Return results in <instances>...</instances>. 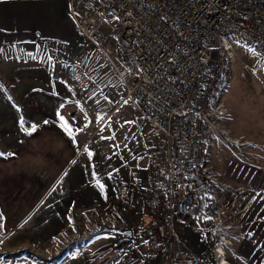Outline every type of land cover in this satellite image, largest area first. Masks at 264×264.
Wrapping results in <instances>:
<instances>
[{
    "label": "rangeland",
    "instance_id": "obj_1",
    "mask_svg": "<svg viewBox=\"0 0 264 264\" xmlns=\"http://www.w3.org/2000/svg\"><path fill=\"white\" fill-rule=\"evenodd\" d=\"M8 7L12 9L9 16ZM25 9H27L28 16L23 15V22L25 23L29 16L33 19L29 26L31 28L26 30L27 34L35 35L34 37L38 40L43 39L39 44L43 48L47 46L46 50L43 49L42 56L38 55L39 60L42 58V61L49 65L56 59L63 60L65 53L62 52L75 40L72 31L75 29L76 32V27L70 16L66 0H0V37L3 35L8 37L11 42L10 46L14 45L17 50L15 54L12 50L10 56L1 55V62L7 73L3 77L0 72L3 77L0 89L5 88L6 90L5 94H2L3 90L0 92V117L6 115V112L16 113L20 110V106L28 108L27 106L32 102L35 103L29 110H26L27 115L44 113L51 99L61 98V95H57L60 87L55 85L56 83L52 84V82L61 81L60 77L38 81L34 78L35 75H27L29 72L38 74L40 67L30 65V60H22L24 54L19 53L23 46L22 36L26 34L19 26L22 16L20 14ZM22 19L21 23H23ZM32 21H35V27ZM49 37H54L53 43L58 48L56 56L50 49V45H52L50 39L45 40ZM81 40L80 47L91 50L89 44L85 40ZM32 44L34 42L30 43V45ZM2 45L3 41L0 39V47ZM76 59L81 64L83 63L84 69L79 70L80 76L73 78L74 83L65 87L66 91L75 99L71 104L68 103L69 106L66 110L76 113L77 118L75 115L72 118L70 115L68 118L70 122L68 127H75L77 131L71 132L80 137V144L74 160L59 172L57 180L45 198L47 203L57 196L63 195V192L70 188L78 172L88 169V167L92 171L95 170L101 177L105 174L113 177L115 172L120 171L119 169L115 171L117 167L137 163L135 161L139 159L140 162L136 164V169L139 166L137 171L142 172L144 167L141 164L147 163L145 160L141 161L144 148L148 142L153 140L147 125L138 113L129 106L125 108L120 106L119 98L122 88L116 83L109 70L102 65L98 55L94 52H90L88 56L78 53ZM67 62L70 64V61ZM235 70L233 87L224 97L226 102H231L235 106L234 117L228 122L227 127L231 131L233 130L236 135L251 140L252 143L248 146L243 144L242 146L246 147H240L236 144L228 145L219 140L213 145L207 167L208 174L216 177L217 182H210L209 187H206L203 182L199 181L202 187L200 193L203 195L205 204L203 209L195 213L192 219L198 226L192 228L191 222L187 218L185 221H181L183 223L181 232L175 228L177 235L186 240L188 245L200 255L203 264L215 262L214 249L216 248L218 251L217 246H222L225 249V258L229 264H264V74L262 73V76L256 79L249 77L248 79L253 82H250L248 86H242L239 83L238 74L241 71V63L235 67ZM4 95H7L9 99H5ZM62 113H64L63 110ZM44 121L47 120H37L34 124L44 126ZM66 133L71 136L67 131ZM145 169L149 175L147 177L156 176L157 173L150 169L149 165ZM160 178V181L156 180L157 177L150 178L151 180L144 178L141 181L138 190L143 189L146 192V197H140L135 205L138 208L140 206L139 210L141 211L138 230L141 231L144 221L160 220L151 238L154 242L167 243L168 245L171 240L157 239V228L164 222V212L168 207L162 174ZM90 182L93 185L95 179L91 177ZM225 185L230 186L229 189L222 188ZM124 186L126 189L129 188L127 184ZM195 189L197 188L195 187ZM214 189L215 191H213ZM91 191H94V187ZM196 194L198 197V189ZM213 194H216L217 198L219 197L220 204H217ZM47 203L41 204L11 233L1 235L5 237L2 242L9 245L14 241H23L26 246L17 251L26 249L31 251L30 247L34 246L35 249L49 251L50 256L46 258L56 256L61 250L68 247L69 252L65 255L66 257L55 264H83L87 258L91 259L90 264H95L96 259L110 249V246H105L107 239L113 241L114 236H120L117 230L110 232L111 229L104 227L101 229L100 223L104 221L99 220L95 221L94 225L96 226L93 228L99 226L100 228L87 237L80 238L78 236L73 242H69L65 238H55L57 229L48 222L51 220V215H48ZM99 203V198L92 197L86 215L89 217L100 216L101 212L97 211ZM219 214L222 215L224 227H230L229 230L216 225L215 220ZM218 218L217 221L220 223L221 220ZM215 228L217 229L213 234L212 231ZM222 239L225 240V243L230 242L232 245L223 243ZM154 242L152 241L151 244L153 248ZM71 244H75V246L73 247ZM77 244L84 245L78 249ZM133 247L136 249L134 244L129 246L128 253L133 251ZM140 247L145 248L142 245ZM35 249L31 252L35 253ZM36 254L41 256L40 253L36 252ZM142 254L150 260L156 258L152 251ZM0 264L12 263L9 259L1 258ZM13 264H41V262L22 257Z\"/></svg>",
    "mask_w": 264,
    "mask_h": 264
},
{
    "label": "built area",
    "instance_id": "obj_2",
    "mask_svg": "<svg viewBox=\"0 0 264 264\" xmlns=\"http://www.w3.org/2000/svg\"><path fill=\"white\" fill-rule=\"evenodd\" d=\"M67 5L78 38L91 49L82 54L98 55L122 88L120 106L135 110L153 137L141 161L167 178L169 212L157 239L171 240L169 264H202L177 235L175 221L186 220L198 206L196 179L206 187L217 182L207 167L213 145L235 144L227 127L232 113L223 103L235 67L241 63L242 81L264 74V0H67ZM215 222L230 229L220 214Z\"/></svg>",
    "mask_w": 264,
    "mask_h": 264
},
{
    "label": "crops",
    "instance_id": "obj_3",
    "mask_svg": "<svg viewBox=\"0 0 264 264\" xmlns=\"http://www.w3.org/2000/svg\"><path fill=\"white\" fill-rule=\"evenodd\" d=\"M26 10L20 14L22 16L20 17L19 26L26 34L22 36L23 46L21 47V51L18 52L24 54V59L22 60H30V65L40 67L38 74L29 72L27 75H35L34 78L38 81H45L46 78L60 77L61 81L52 82V84L56 83L55 85L60 87L57 95H61V98L51 99L44 113L27 115L28 112L26 110H29L31 105L35 103L32 102L27 106L28 108H23L17 104L20 106L19 111L13 114L6 112V115L0 117V153H4L3 156H0V252H15L26 246L23 241H14L6 245L2 242L5 237L1 235L11 233L41 204L47 203V199L45 198L57 180L59 172L68 167L74 160L80 144V137L77 134L68 132L71 135L68 136L64 128L61 127L62 122L60 117L63 116L64 121L68 125L70 124L68 120L70 115L71 118L74 115L76 117L75 112L70 113L66 110L69 106L68 103L71 104L75 99L74 96H71L66 91L65 87L74 83L73 78L80 76L79 70L84 69L83 63L81 64V62L76 61V55L82 53L86 48L80 47L82 40L78 38L75 29H73L74 43L70 46L68 45L66 50L64 49L62 52L63 54L65 53V55H62L66 61L64 59H56L49 65L44 63L42 58L39 60L38 55L41 57L43 49L46 50L47 46L43 48L39 44L43 39L38 40L34 37L35 35L29 36L27 34L26 30L31 28L29 26L33 19L29 16L25 20V23L23 22V15L28 16ZM7 13L8 16L12 13L10 7H8ZM21 19L23 23H21ZM32 23H34L35 27V21H32ZM0 39L3 41V45L0 47V72L4 77L7 71L1 62V55L10 56L12 50H14L13 54L17 50H15L14 45L10 46L11 42L5 35L1 36ZM49 39L50 43H52L50 49L54 51L55 55L58 48L53 43L54 37H49L45 40ZM31 42H34V44L30 45ZM28 55L30 57H27ZM67 61H70V64ZM3 77L0 74V82L3 80ZM250 82L253 81L249 79L246 81L239 80L242 86H248ZM2 90L0 89V92L2 91L4 92L2 94H5V88ZM4 96H6L5 99H9L7 95ZM223 103L231 111L233 118L234 104L226 102L224 98ZM62 110L64 113H62ZM21 119L24 121V129H28L27 132L21 128ZM43 119L49 123L44 126L39 125L35 131H31V126L34 122ZM70 129L71 131H77L75 127ZM232 135L233 139L241 144L248 146L252 143L251 140L236 135L233 130ZM9 153H14V155H8ZM135 162L139 164L138 160ZM137 163H134L135 167L134 164L125 167L120 165L115 169V171L118 169L120 171L115 172L113 177L109 174L101 177V175H97L96 171H92L89 167L78 172L70 188L66 189L63 195L57 196L47 203V212L48 215H51V220L48 222L49 224L52 223L57 229V234L54 237L65 238L67 241L73 242L78 236L84 238L91 235L101 226V229H111L112 231L110 232L117 230L120 236H114L113 241L107 239L105 246H110V249L104 252V255L97 258L95 264H169L172 259L171 244L154 242L153 238H151L160 220L154 221L151 219L150 221H144L143 227L139 231L141 211L139 210V204V208L135 205L138 203L137 201L140 197H146V192L143 189L138 190L139 186H141V181L144 178L151 180L154 177H157L156 180H159L162 173H157L154 177H147L149 176L147 175V169H145L148 166L147 163H140L144 167L142 172L137 171L139 169V166L136 169ZM162 176L164 179L161 181L164 183V194H166V203L168 204L166 192L167 178L164 174ZM91 177L95 179L93 185L90 182ZM124 184H127L129 188L126 189ZM92 187H94L93 192L91 191ZM92 197L99 198L100 203L97 211L101 212L100 216L89 217L86 215L90 208L89 203ZM168 212L169 206L167 207V211L164 212L163 221ZM99 220L104 222L100 223L99 227L93 228L96 226L94 225L95 221ZM181 221L185 220L177 219L175 221V228L178 232H181L183 228ZM197 226L194 227V221L191 223L192 228H197ZM152 241L154 242V248L151 245ZM132 244L136 245V249L133 247V251L128 253L129 246ZM83 245L77 244L76 247L80 249L79 247ZM137 245H142L145 248L143 249ZM28 246L31 245L28 244ZM30 248L31 251L35 249L34 246ZM141 249L143 250L141 251ZM150 251L156 256L154 260H150L142 254L143 252ZM36 252L40 253L42 257L50 256V252L47 250L37 248L35 249ZM214 259L216 262L218 259H222V256L217 253V255H214ZM90 261L91 259L87 258L86 262L83 261V264H90ZM215 262L212 261L210 264H216Z\"/></svg>",
    "mask_w": 264,
    "mask_h": 264
},
{
    "label": "trees",
    "instance_id": "obj_4",
    "mask_svg": "<svg viewBox=\"0 0 264 264\" xmlns=\"http://www.w3.org/2000/svg\"><path fill=\"white\" fill-rule=\"evenodd\" d=\"M195 187L198 189V206L189 214L188 219L191 221L194 217L195 213L200 212L203 207H204V201H203V195H201L200 190H201V183L199 182V180H195ZM196 189V190H197ZM195 220V219H194ZM193 222V220L191 221V223ZM197 226V223L194 222V227ZM71 246H75V244H71ZM69 252L68 247L64 248L63 250H61V252L53 257L50 258H46V257H41L38 254L31 252L29 250H20L17 252H12V253H0V259L1 258H5V259H9L11 261V263H15L17 259L22 258V257H27L31 260H35V261H39L41 262V264H55L58 263L62 258L65 257V255Z\"/></svg>",
    "mask_w": 264,
    "mask_h": 264
},
{
    "label": "snow or ice",
    "instance_id": "obj_5",
    "mask_svg": "<svg viewBox=\"0 0 264 264\" xmlns=\"http://www.w3.org/2000/svg\"><path fill=\"white\" fill-rule=\"evenodd\" d=\"M60 120H61V127L62 128H64V130L65 131H67V132H71V129L68 127V123L66 122V121H64V117L63 116H61L60 117ZM44 123L45 124H47V123H49L48 121H44ZM20 124H21V128H22V130H24V131H28V129H24V127H23V125H24V121L21 119V121H20ZM36 125L35 124H33L32 126H31V131H35L36 130ZM4 155V153H0V156H3ZM8 155H14V153H9Z\"/></svg>",
    "mask_w": 264,
    "mask_h": 264
},
{
    "label": "bare ground",
    "instance_id": "obj_6",
    "mask_svg": "<svg viewBox=\"0 0 264 264\" xmlns=\"http://www.w3.org/2000/svg\"><path fill=\"white\" fill-rule=\"evenodd\" d=\"M233 141H234V143H238V145H240V146L243 145V144H241L240 142H238L236 140H233ZM225 187H230V186H228V185L226 186L225 185ZM223 243H225V242L223 241ZM225 244H227L229 246L232 245V243H230V242H226ZM217 248H218V251H217L218 255L222 256V259H220L221 264H229L228 260L225 258V256H226L225 249L222 246H217Z\"/></svg>",
    "mask_w": 264,
    "mask_h": 264
}]
</instances>
